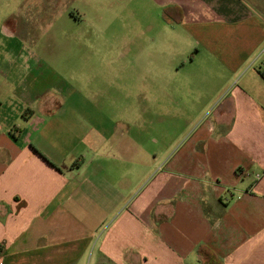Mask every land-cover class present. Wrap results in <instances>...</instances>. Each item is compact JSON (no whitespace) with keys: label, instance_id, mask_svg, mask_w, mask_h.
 I'll return each mask as SVG.
<instances>
[{"label":"crops","instance_id":"1","mask_svg":"<svg viewBox=\"0 0 264 264\" xmlns=\"http://www.w3.org/2000/svg\"><path fill=\"white\" fill-rule=\"evenodd\" d=\"M263 47L264 0H0V264H264Z\"/></svg>","mask_w":264,"mask_h":264},{"label":"rangeland","instance_id":"2","mask_svg":"<svg viewBox=\"0 0 264 264\" xmlns=\"http://www.w3.org/2000/svg\"><path fill=\"white\" fill-rule=\"evenodd\" d=\"M88 30H89L88 28H83L82 29L84 34H86V31H88ZM64 34H65L66 38H62L64 36ZM75 34H76V28L71 27V26L66 28V32H61L60 36L62 38V42L60 44H58L59 48H58L57 51L83 50L85 52H91V51L100 50V51H105L106 52L108 50H112L113 49L112 47L109 48V44L110 43L107 42L106 33L103 34V35H100V36L95 35V36L92 37L93 38L92 40L90 39V42L87 41V42H84L83 44H77L75 42V40L71 38ZM82 37H85V36H82ZM91 42H94V43H91ZM58 61L59 60H56L57 64H58ZM57 79H58V77H53V81H55ZM58 82H59V80H58ZM204 109L205 108H202L200 106H196L197 114H198L199 111H204ZM213 111H214V107L210 108L207 112L205 111L206 114H205L204 117H209V115H211ZM181 116L185 117V115H181ZM167 118L170 119L171 117H167ZM185 125L186 124L183 123V124H180L179 127L180 126L181 127H183V126L185 127ZM166 130L167 129L165 128V131ZM176 132L177 131L171 132L170 133L171 137L176 135L177 134ZM179 132H180V130H179Z\"/></svg>","mask_w":264,"mask_h":264},{"label":"trees","instance_id":"3","mask_svg":"<svg viewBox=\"0 0 264 264\" xmlns=\"http://www.w3.org/2000/svg\"><path fill=\"white\" fill-rule=\"evenodd\" d=\"M198 252L202 257V264H223L219 256L205 245H200Z\"/></svg>","mask_w":264,"mask_h":264},{"label":"built area","instance_id":"4","mask_svg":"<svg viewBox=\"0 0 264 264\" xmlns=\"http://www.w3.org/2000/svg\"><path fill=\"white\" fill-rule=\"evenodd\" d=\"M260 54H264V47L261 49ZM263 75H264V70H263ZM260 176H261L260 174H257L256 178L259 179Z\"/></svg>","mask_w":264,"mask_h":264}]
</instances>
